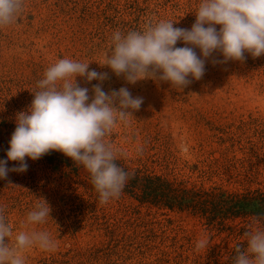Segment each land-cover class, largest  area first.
I'll use <instances>...</instances> for the list:
<instances>
[{"label":"rangeland","instance_id":"rangeland-1","mask_svg":"<svg viewBox=\"0 0 264 264\" xmlns=\"http://www.w3.org/2000/svg\"><path fill=\"white\" fill-rule=\"evenodd\" d=\"M200 3L25 0L18 20L0 29V119L16 121V114L27 110L37 82L58 60L90 62L89 70L108 73L102 83L106 93L126 87L134 97H143L129 125L120 124L105 137L119 158L197 185L264 189V55L254 59L245 53L244 61L213 65L212 58L223 59L213 53L202 79L183 91L153 79L128 84L99 64L110 51L115 31H141L161 20L190 29ZM183 46L178 41L176 47ZM195 51L199 55V49ZM76 81L90 89V96L92 85L99 83H85L79 76ZM26 160V172H9L7 179H0V207L12 225L9 241L20 231H46L57 246L53 251L36 246L25 250V264H197L198 256L208 250L195 249L203 236L222 252L237 242L229 230L184 212L120 196L100 204L84 168L75 174L41 159ZM17 163L8 161L7 167ZM43 199L50 216L44 223L26 226L28 213ZM247 227L264 229L258 222ZM240 239L246 246V238ZM231 261L224 254L216 264H234Z\"/></svg>","mask_w":264,"mask_h":264},{"label":"clouds","instance_id":"clouds-1","mask_svg":"<svg viewBox=\"0 0 264 264\" xmlns=\"http://www.w3.org/2000/svg\"><path fill=\"white\" fill-rule=\"evenodd\" d=\"M24 6L25 0H0V29L16 22ZM195 15L190 29L161 20L141 31H115L110 51L99 64L117 77L122 75L128 84L153 79L183 91L202 79L205 63L213 53L223 57L212 58L213 65L244 61L245 53L254 59L264 55V0H201ZM178 41L184 46L176 47ZM89 64L63 58L46 69L37 82L38 90L32 92L31 104L16 114L6 159H0V179H7L9 172H26V157L35 161L55 150L90 174L100 204L120 196L131 177L115 163L117 151L105 137L118 125H129L143 97H134L126 87L106 93L102 83L109 79L108 73L89 70ZM77 76L85 83L99 82L92 85L91 96L88 87L77 83ZM8 161L18 162L17 166L7 167ZM50 211L43 199L28 213L26 226L44 223ZM244 236L246 246H235L234 264H264V229L249 228ZM10 237L12 225L0 207V264H25V250L36 246L53 251L57 246L46 231H20L12 242ZM209 242L210 237L203 236L195 245L196 251L207 249Z\"/></svg>","mask_w":264,"mask_h":264},{"label":"trees","instance_id":"trees-1","mask_svg":"<svg viewBox=\"0 0 264 264\" xmlns=\"http://www.w3.org/2000/svg\"><path fill=\"white\" fill-rule=\"evenodd\" d=\"M16 121L11 118L0 119V159H6L11 134ZM264 156V154H263ZM50 165L63 166L79 174L83 166H76L70 157L51 150L40 158ZM130 174L120 197H127L141 205L154 206L159 209L184 212L199 217L205 224L221 231L229 230L237 242L222 252L218 245L211 244L205 255H199L197 264H216L224 254L229 255L234 263L235 246L245 245L240 239L245 237L251 222H258L264 227V189L246 187L242 190L225 188L222 185L204 186L189 183L185 179L170 177L163 173L132 166L124 158L115 161ZM88 176L91 178L90 174ZM247 175L245 180H249ZM241 220L237 222V220ZM243 222V223H242Z\"/></svg>","mask_w":264,"mask_h":264}]
</instances>
